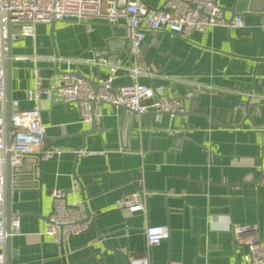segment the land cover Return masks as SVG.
<instances>
[{"label": "crops", "instance_id": "0c3cea01", "mask_svg": "<svg viewBox=\"0 0 264 264\" xmlns=\"http://www.w3.org/2000/svg\"><path fill=\"white\" fill-rule=\"evenodd\" d=\"M129 1L150 8L164 2L117 0L120 6ZM219 4L225 18L241 15L245 26H213L188 37L146 30L137 56L126 45L123 20L57 21L52 32L50 23H37L30 35L18 34L11 22V101L22 109L39 105L42 149L63 148L34 171L41 214L51 212L54 188L64 191L67 202L84 196L103 237L89 227L67 243H54L44 233L48 221L39 216L37 191L23 190L10 204L19 221L9 238L10 264H129L142 255L150 264H241L245 248L234 243V225L257 224L264 245V0ZM107 40L106 53L100 48ZM102 54L97 67L94 59ZM115 63L122 68L114 85H151L157 95L179 98L186 113L148 111L132 120L124 108L99 103L98 132L83 138L79 132L91 124L79 122L75 103L27 98L35 86L33 69L41 87L49 88L57 70L96 79ZM125 68L139 73L132 78ZM84 140L81 150L98 153L76 156ZM32 161L26 157L22 167L31 168ZM132 192L143 210L117 206ZM147 225H166L168 236L149 246Z\"/></svg>", "mask_w": 264, "mask_h": 264}, {"label": "built area", "instance_id": "2783aa9c", "mask_svg": "<svg viewBox=\"0 0 264 264\" xmlns=\"http://www.w3.org/2000/svg\"><path fill=\"white\" fill-rule=\"evenodd\" d=\"M19 26L20 35L32 34L37 23L75 20L86 23L93 19L116 23L123 20L126 37L131 43L130 52L137 56L146 30L164 29L173 35L188 37L194 32L203 33L213 26L244 27L241 15L225 18L219 0H164L156 8H150L139 1H129L122 7L116 6V0H0V101L4 106L6 97V20ZM264 63V60H263ZM120 64H111L108 71L97 79L94 88L87 80L76 77L69 71L56 76V81L49 88H42L37 69H33L35 86L27 90V98L40 100L44 95L51 99L54 95L62 102L77 105L79 122L87 124L92 117L100 113L99 103H108L125 107L136 115L148 111L173 114L183 111V103L176 98L157 95L148 84L133 80L129 84L114 85L116 72ZM135 78L137 68H125ZM10 120L12 127L7 130L6 114L0 111V264H6V239L19 231V221L11 218L6 226L5 214V168L18 165L24 155L42 152V159H49L62 153L63 148L42 149L45 128L40 121V106L34 105L22 109L18 101L10 102ZM264 134V126L259 129ZM76 152V151H75ZM79 155L97 154V151H77ZM52 213L44 233L52 237L56 244H64L88 228L85 221L83 201L67 202L65 193L59 188L50 192ZM117 206L129 212L143 210V204L136 192H132L117 202ZM233 240L236 246L245 248L241 264H264V245L257 224L232 226ZM146 243L159 245L168 235L166 225H147L144 228ZM129 264H150L146 255L130 258Z\"/></svg>", "mask_w": 264, "mask_h": 264}, {"label": "water", "instance_id": "95a60500", "mask_svg": "<svg viewBox=\"0 0 264 264\" xmlns=\"http://www.w3.org/2000/svg\"><path fill=\"white\" fill-rule=\"evenodd\" d=\"M116 6L117 7H122L118 4L117 0H116ZM124 6V5H123ZM57 21H51L50 25H51V32H52V28L54 27V24ZM10 25L11 22L9 20V17H7L6 20V60H5V73H6V97H5V101H4V110H5V114H6V127L7 130H9L12 127L11 124V120H10V112H11V106H10V102H11V98L9 95V81H10V74L12 73L10 70V38H11V32H10ZM50 32V33H51ZM110 45V42H108V40L105 42L104 47L100 48L101 50H104L106 53L108 52V46ZM126 45L128 47H131V43L130 41H127ZM99 49V50H100ZM105 54L99 55L95 57V64L98 67V61L100 58H105ZM59 74H63L66 71H60L57 70ZM70 72V71H69ZM72 73L74 76L76 77H80L83 78L85 80H87L88 82H90V84L96 88L97 87V79L99 78V76H96V79L92 78H88L87 76H85L84 74H82L81 72H70ZM14 74V73H13ZM166 98H169L168 96H165ZM51 99H55L57 100V98L52 95ZM179 99V98H177ZM180 100V99H179ZM60 101V100H58ZM62 102V101H61ZM126 110L127 114H129L131 116L132 120H135L136 118V114L133 113L132 111L128 110L125 107H122ZM0 109H2V101H0ZM157 113V112H156ZM186 112L183 111H175L173 112V114H185ZM91 127L90 129H86L83 130L82 132H79L80 135L85 138V135L87 133H96L98 131L94 130V126L96 125V118L92 117L91 119ZM86 144H85V140L84 142H82L81 146H79L76 149V156H78L79 154L77 153V151L85 148ZM42 152H37V153H33V154H28V155H24L21 160L20 163L18 165H14L11 166L9 161L7 160L6 162V168H5V214H6V226L7 228L9 227V222L11 220V218H14L15 216L11 215L10 212V204L11 201H17L18 200V193L20 191L23 190H29V189H34L37 191L38 193V199H39V216L40 217H44L47 221H49V216L52 213V209L51 212L46 215L43 216L41 214V184L39 182V176H37L34 171L36 169H39L40 167V162L42 160ZM26 157H31L33 159V163L31 168H23V164L25 162V158ZM73 178L76 180L79 188L81 189V183L79 182V179L77 178L75 172H73ZM82 195V192H81ZM84 195V194H83ZM83 199V203H84V207H85V221L88 222V228L92 227L96 230V232L99 234V237L102 238L103 236L98 232L96 225L94 224L95 221V215L91 214V212L88 210V208L86 207V202L84 199V196H82ZM169 232V229H168ZM168 236V235H167ZM9 238L7 237L6 239V244H5V249H6V264H10V254H9ZM61 245V244H60ZM116 252H118V250H115ZM15 251H12V254H14Z\"/></svg>", "mask_w": 264, "mask_h": 264}]
</instances>
